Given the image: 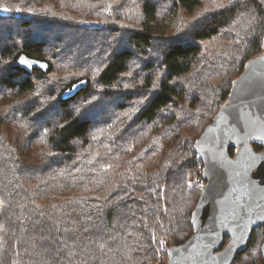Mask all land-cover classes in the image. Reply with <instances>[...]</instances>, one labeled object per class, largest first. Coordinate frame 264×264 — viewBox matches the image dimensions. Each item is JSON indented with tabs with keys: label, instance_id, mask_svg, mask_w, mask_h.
Segmentation results:
<instances>
[{
	"label": "trees",
	"instance_id": "16d2710c",
	"mask_svg": "<svg viewBox=\"0 0 264 264\" xmlns=\"http://www.w3.org/2000/svg\"><path fill=\"white\" fill-rule=\"evenodd\" d=\"M3 8L0 264H156L192 235L194 143L264 51V0ZM21 55L49 70L15 66ZM263 239L255 229L233 264L259 263Z\"/></svg>",
	"mask_w": 264,
	"mask_h": 264
},
{
	"label": "water",
	"instance_id": "95a60500",
	"mask_svg": "<svg viewBox=\"0 0 264 264\" xmlns=\"http://www.w3.org/2000/svg\"><path fill=\"white\" fill-rule=\"evenodd\" d=\"M15 66L27 72L49 70L47 62L25 55ZM253 143L263 150L254 151ZM194 150L205 184L191 214L192 235L168 249L166 264H233L253 231L264 228V52L233 81ZM260 252L258 264H264V239Z\"/></svg>",
	"mask_w": 264,
	"mask_h": 264
},
{
	"label": "rangeland",
	"instance_id": "374dc122",
	"mask_svg": "<svg viewBox=\"0 0 264 264\" xmlns=\"http://www.w3.org/2000/svg\"><path fill=\"white\" fill-rule=\"evenodd\" d=\"M238 4H242V0H235ZM17 1H13V3H16ZM14 5H11L12 10H16V9H20L18 7H13ZM5 28L9 27V24L7 23L6 25H3ZM4 27H0V34L4 33L5 29ZM17 27H18V22H17ZM15 25H13L12 27V31H16L17 29H19V27L17 28ZM3 28V29H2ZM71 38H74L73 35H67L65 40H72ZM3 39H7V37H3ZM264 52V51H263ZM262 52V53H263ZM261 53V54H262ZM59 68L61 69L62 66H59ZM239 77V76H238ZM196 142V141H195ZM195 144V143H194ZM198 156V155H197ZM193 183L197 184L198 187L201 189L203 188L204 184H205V180L203 179V176L201 177V179L196 176L193 179H189L188 184L190 186L194 185ZM200 195V193H199ZM174 245H171V243L167 242L163 243L162 245H160L159 249H157V258H156V264H166V260H167V251L170 247H172ZM261 262V261H260ZM258 264V263H257Z\"/></svg>",
	"mask_w": 264,
	"mask_h": 264
},
{
	"label": "snow or ice",
	"instance_id": "6c2138e0",
	"mask_svg": "<svg viewBox=\"0 0 264 264\" xmlns=\"http://www.w3.org/2000/svg\"><path fill=\"white\" fill-rule=\"evenodd\" d=\"M0 10H2V11H8L7 8H3V9H0ZM17 11H19V9H17Z\"/></svg>",
	"mask_w": 264,
	"mask_h": 264
},
{
	"label": "flooded vegetation",
	"instance_id": "af4514ba",
	"mask_svg": "<svg viewBox=\"0 0 264 264\" xmlns=\"http://www.w3.org/2000/svg\"><path fill=\"white\" fill-rule=\"evenodd\" d=\"M259 228V227H258ZM263 228V227H262ZM257 229V228H256ZM263 232H264V228H263Z\"/></svg>",
	"mask_w": 264,
	"mask_h": 264
}]
</instances>
